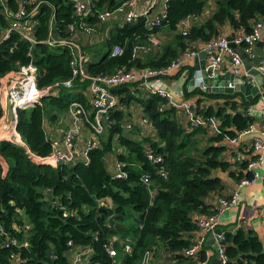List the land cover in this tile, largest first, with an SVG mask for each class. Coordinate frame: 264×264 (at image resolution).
Returning <instances> with one entry per match:
<instances>
[{"label": "trees", "instance_id": "obj_1", "mask_svg": "<svg viewBox=\"0 0 264 264\" xmlns=\"http://www.w3.org/2000/svg\"><path fill=\"white\" fill-rule=\"evenodd\" d=\"M123 1L126 0H93V6L113 8ZM208 1L165 0L166 17L152 29L146 24L145 15L116 23L98 47L99 57L86 60L87 70L108 72L122 64L164 66L184 49L198 48L220 35L224 25L229 27L230 35L235 30L247 32L254 20L264 17V0H213L214 9L201 18ZM190 14L198 15V19L190 25L187 34H182L177 30L178 22ZM36 16L38 39L45 38L50 16L54 33L58 35H67L69 23L79 19L71 0H43ZM84 20L97 23L95 16L88 15ZM6 23V17L0 12V29ZM162 26H167L172 34L173 44L168 42L159 50L132 57L133 44L146 41ZM114 43L121 44L123 51L111 56L109 48ZM27 50L28 44L14 32L4 39L0 43V77L30 59L38 66V88L69 77L66 48L39 41L32 48V55ZM185 68L188 74L182 83L184 95L197 93L193 96L197 102L194 113L205 123L192 124L185 112L169 104L159 110L165 99L156 93L137 95L136 91L130 92L127 84L117 85L112 90L119 93V106L112 110L99 144L88 149L87 162L78 159L53 165L35 162L30 156H45L51 149L44 127L45 105L65 108L72 99H77L89 106L87 79H76L72 87L45 94L39 102L17 110L15 128L24 145L10 135L0 137V222L5 231L0 233V264H71V250L77 245L91 246L93 250L80 264H112L102 246L112 233H119L121 238L131 234L135 238L131 252L121 249V240L115 244L119 264H139L148 248L152 250V259L159 258L167 264H183L189 259L184 249L200 233L197 218L213 213L217 198L230 194L224 190L228 180L237 182L252 176L247 162L255 154L230 142L229 138L252 120L245 109L257 100L258 94L248 100L240 91L189 89L188 80L194 71L190 62L167 77H179ZM136 84L132 85L139 91ZM134 100L148 117L150 125L146 128L124 127L125 121L134 119L126 111ZM4 116L0 80V120ZM1 127L8 130L11 123L4 121ZM114 138L116 146L124 151L116 150L113 156ZM148 150L160 154L161 160L148 159ZM241 152L250 156L237 158ZM109 154L124 162L126 177L113 175L112 167L106 162ZM160 170L166 175H161ZM144 174L149 176L148 183L142 180ZM65 209L75 212L64 216ZM111 214L118 222L113 228L108 225ZM223 234L227 241L224 244L227 264H264V234L243 227L224 230ZM7 235L16 238V244L7 245ZM22 239H27L28 245H23ZM68 239L72 240L73 247L67 245ZM205 248L204 245L197 251L199 258H206ZM14 257H19V262Z\"/></svg>", "mask_w": 264, "mask_h": 264}, {"label": "built area", "instance_id": "obj_2", "mask_svg": "<svg viewBox=\"0 0 264 264\" xmlns=\"http://www.w3.org/2000/svg\"><path fill=\"white\" fill-rule=\"evenodd\" d=\"M43 0H0V12L6 17L7 23L0 29V43L10 36L11 33H16L17 36L28 44L27 53L32 55V48L36 42H44L48 45H59L68 50L69 53V69L70 75L67 79L55 82L52 86L37 87L38 66L32 60L25 63H20L16 70L5 73L0 80L3 85L4 96H8L13 107L14 119L11 122L10 136L18 143L23 144L20 133L16 130L17 110L21 107L29 106L45 94H56L61 88H70L73 86L76 79H87L88 85L86 88L90 96L89 107L77 99H72L67 109L71 117L70 124L62 130V132L50 138L51 149L45 156H36L31 154V158L35 162H45L53 165L71 163L75 160L81 159L84 162L88 160V149L99 144V137L104 133L105 127L110 121L111 112L118 107L119 93L112 90L113 87L121 84H127L130 87V92L135 93V87L132 85L137 82L136 87L145 91V93H156L165 99L158 109L162 110L166 104L180 108L185 112L192 124L205 123L202 117L195 115L194 111L197 102L194 98L185 99L183 97V90L174 92L171 86L164 84V79L172 71L183 64L189 63L190 59L198 55L199 49L197 47L186 48L174 57L168 64L164 66H143V67H128L124 64L115 66L108 72H89L87 70L86 62H84V51L79 41V36L82 33L92 34L101 27L103 28L102 36H107L110 28L122 20L132 21L139 15L146 16V24L150 29L161 25L162 20L166 17V2L160 0L161 9H158L153 15H149V9L154 8L158 0H150L148 6L143 10H138L136 0H126L118 4L116 7L109 8L101 6L95 8L93 0H71L74 5V13L79 17L77 21L69 23L67 27V35H58L54 33V25L52 16L49 18L48 30L45 38H37V11L39 4ZM95 16L97 23L92 24L86 22V16ZM148 15V16H147ZM198 19V15L190 14L182 18L178 22L177 30L182 34H187L190 25L194 20ZM264 33V17H259L253 21L251 29L247 32L235 30L230 39L226 34L208 39L202 46L206 53L205 71L206 75L213 78L218 73V68L225 55L229 58L230 71L235 76H241V79L250 85L255 84L254 77L248 73L242 66V60L238 52L230 45V41L235 45L241 46L250 57L254 55L253 45L258 40L261 34ZM160 45V39L156 32H152L148 39L143 42H136L132 46V57L141 56ZM123 47L119 43H114L109 48V54L116 56L121 54ZM257 69L264 76V56L256 65ZM196 68L193 71L192 77L195 79L194 87L202 90H207L206 84L202 82V76L198 74ZM188 74V69L185 68L180 75L185 81ZM165 85V86H164ZM227 85H233L232 82L227 81ZM176 94L180 95V99H176ZM4 97V98H5ZM252 105L245 109V114L251 115ZM139 116L125 121L124 127L126 129L132 128L133 125H138L141 128L148 127V117L142 112L141 106ZM213 119V118H212ZM83 129L89 131V137L82 140L81 132ZM253 133V140L250 144L251 152L255 154L247 162V168L252 171V176L249 178L242 177L238 181V185L250 183L257 178L264 180V175L259 174L257 166L264 159V116L259 122L251 120L248 124L240 130L233 137L229 138L232 143L241 142L244 135ZM147 158L152 162L161 160V155L156 154L150 150L146 152ZM241 157L238 153L237 158ZM124 162L114 159L112 161L113 175L117 177H126L127 172L123 169ZM161 175L165 176L164 170H160ZM143 182L150 181L148 174L142 177ZM238 188L233 189L228 196H219L217 198V205L215 211L208 215L199 216L196 220V225L201 231L199 235L194 238L192 244L184 249V254L189 259L183 264H208L209 254L205 250L206 258H199L197 251L204 246L205 234L212 231L218 225L219 215L229 206L235 205L238 202ZM54 203V202H53ZM74 209H65L63 215L74 214ZM262 226L264 228V207L261 217ZM25 229L27 226H24ZM3 225L0 222V233H4ZM224 231L214 234V239L218 242V258L220 264H227V257L224 252V244L220 243L224 239ZM121 240V249L124 252H131L132 243L135 238L131 234H126L123 238L119 233H112L103 242L102 246L107 254L111 257L112 264H119V250L116 243ZM16 238L6 236L5 243L7 245L16 244ZM23 245H28L27 239L21 240ZM67 245L73 247L71 239L67 240ZM92 247H73L71 250L70 263L80 264L81 261L87 259L92 252ZM19 262V257H14ZM152 250L146 249L141 255L139 264H153Z\"/></svg>", "mask_w": 264, "mask_h": 264}, {"label": "crops", "instance_id": "obj_3", "mask_svg": "<svg viewBox=\"0 0 264 264\" xmlns=\"http://www.w3.org/2000/svg\"><path fill=\"white\" fill-rule=\"evenodd\" d=\"M149 1L150 0H136L137 9L138 10L145 9L148 6ZM161 2L162 1L158 0V3L154 6V8L148 10L150 11L149 15L152 16L153 13H155L158 9H161V5H162ZM214 7H215V2L213 0H209L206 5L205 10L201 14V18H205L206 16H208L211 13V11L214 9ZM221 32L223 34L228 35L229 27L224 25L221 29ZM156 33L159 36L160 45L159 47L151 51L159 50L160 47H162V45L168 42H171V44H173L174 42L173 36L170 33V31H168L167 29L160 28ZM102 34H103V28L101 27L100 29H98L96 32L92 34L82 33L79 36L77 35V37L79 38L82 48L84 45L96 43V49H98L103 39ZM202 46L203 45L201 46L198 45V49H199L198 54L201 52V50H203ZM253 48L255 50V44L253 45ZM87 57L90 58L89 56ZM199 59H200L199 57H197V59H194V58L190 59L189 62L190 64L194 66V69H195V63H197ZM229 69H230L229 58L227 55H225L218 68L217 75L223 74ZM179 77H174V78L166 77L164 79V84L166 86L168 85L171 86L174 92H179L180 90H183V84H182L183 79L182 78L180 79ZM237 77L241 78V76H237ZM263 86L264 84L258 86L259 87V90L257 93L258 98L254 103L251 104L252 110H251L250 116L252 117V120H254L255 122H259L264 116V92H263L264 87ZM183 97L185 99L194 98L193 96H185L184 94H183ZM176 99H180L179 94H176ZM4 102H5V98H4ZM137 106L139 108L141 106L140 103H137ZM135 113L137 112L135 111V107H134L131 112V115H132L131 117H133ZM66 114H67V117L64 118V122L66 125L65 128L71 122V117H70L69 112ZM44 127L46 129V133L48 137L50 138L55 137L62 132V129L58 125L54 126L49 120H46V119H44ZM89 134L90 133L87 129H83V131L81 132V139L84 140L88 138ZM252 140H253V133H249V134L244 135L241 142H239L238 144L239 146L245 149L251 150L250 144ZM249 156L250 155L247 154L246 152L244 153L241 152V157H249ZM114 159L115 158L113 156L111 157V155H108L107 161H109L110 166L112 165V161ZM257 170L259 174L264 175V159L257 166ZM235 188H238L239 190L238 202L235 205L227 207L219 215L218 217L219 221H218L217 227H223L225 230H235L238 227H243L247 229H252L254 232L264 234V228L261 222L262 210L264 207V180L262 178H257L255 181H252L250 183H245L239 186L238 181L236 182L235 180L232 179L226 182L224 190L226 191V193H230ZM215 201H216V198H215ZM208 233L209 232L205 234V239ZM204 245L206 247L205 250L207 251L209 255L215 254V250L212 248L211 243L205 244V240H204ZM152 263L153 264H167V263L162 262L159 258L153 259ZM208 263H209V260H208Z\"/></svg>", "mask_w": 264, "mask_h": 264}, {"label": "water", "instance_id": "obj_4", "mask_svg": "<svg viewBox=\"0 0 264 264\" xmlns=\"http://www.w3.org/2000/svg\"><path fill=\"white\" fill-rule=\"evenodd\" d=\"M227 38L230 39L231 36L227 35ZM231 46L238 52L241 60L242 66L245 70L248 71L254 77L255 84L250 85L246 81L242 80L240 77L234 75L230 70L226 71L223 74L216 75L213 78H210L206 75L205 71V63H206V53L205 50H201V52L194 57L197 59L199 57V61L195 63V68L198 71V74L202 76V82L206 84L208 91H220V92H233L240 91L243 93L246 99L250 100L253 96L258 93L259 85L264 84V76L257 69L256 65L260 61V58L264 56V33L261 34L260 38L255 42V50L254 55L252 57L239 45H235L233 42H229ZM239 79V80H238ZM227 81L233 83V85H227ZM195 79L193 77L188 80V88L191 89L194 87ZM4 110L5 116L4 121L8 123L12 122L14 119L13 107L10 102L8 96L5 97L4 102ZM118 222L114 218V215L111 214L108 216V225L113 228ZM225 229L223 227H216L212 231H210L205 239V244L211 243L212 248L215 250V254L209 259L208 264H220V259L218 258V242L214 239V234L223 232ZM222 244H226L227 241L225 239H221L219 241Z\"/></svg>", "mask_w": 264, "mask_h": 264}, {"label": "rangeland", "instance_id": "obj_5", "mask_svg": "<svg viewBox=\"0 0 264 264\" xmlns=\"http://www.w3.org/2000/svg\"><path fill=\"white\" fill-rule=\"evenodd\" d=\"M162 28L163 29H168L167 26H162ZM83 51H84V62H86V60H88L87 56L91 57L92 59H97L99 57V55H100L99 51H101V50L96 49V43H93V44L84 45L83 46ZM136 93H137V95H140V94L141 95L142 94L145 95L146 94L145 91H143L141 89H139V91L136 90ZM196 94L197 93H192L193 96H196ZM134 101L130 102L127 105L128 108L126 109V111H128L131 114L132 109L135 107V111L137 113H135L133 116L138 117L139 116L138 112L140 110V107L138 108V106H137L138 101H135V102ZM66 113H68L67 107H65V108H55L54 106L49 105V104L45 105L44 110H43L44 119L49 120L54 126L58 125L62 130L66 126L65 122H64V118L67 117ZM54 114H55V116L53 117L52 115H54ZM131 116L132 115H130V118H131ZM132 118H135V117H132ZM3 119H4V117L0 120V137L4 136V135H7V136L10 135L11 134V130H12V128L7 130V129H5V128L3 129L1 127ZM133 133L137 134L139 132H133ZM112 143H113V146H112L113 151H111V152H112L113 156H114L116 150L124 151L121 147L116 146L115 138L112 139ZM109 155H111V154H109ZM106 162H107V164H109V161H106ZM159 250L161 251L162 249H159ZM13 255H14V253L12 254V256Z\"/></svg>", "mask_w": 264, "mask_h": 264}, {"label": "bare ground", "instance_id": "obj_6", "mask_svg": "<svg viewBox=\"0 0 264 264\" xmlns=\"http://www.w3.org/2000/svg\"><path fill=\"white\" fill-rule=\"evenodd\" d=\"M3 122H4V120H3ZM3 122H2V123H3Z\"/></svg>", "mask_w": 264, "mask_h": 264}]
</instances>
